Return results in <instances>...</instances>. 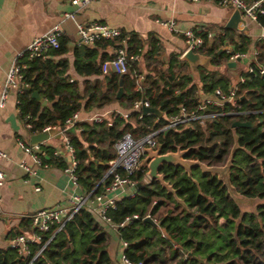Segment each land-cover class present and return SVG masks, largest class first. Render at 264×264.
I'll list each match as a JSON object with an SVG mask.
<instances>
[{"label": "trees", "instance_id": "1", "mask_svg": "<svg viewBox=\"0 0 264 264\" xmlns=\"http://www.w3.org/2000/svg\"><path fill=\"white\" fill-rule=\"evenodd\" d=\"M256 21L264 28V14L257 15ZM207 30L199 32L205 42L196 51L211 57L212 68L199 67L195 77L177 54L170 55L166 69L161 68L159 46L153 36L143 39L136 32L121 31L114 40L99 39L74 48L73 66L83 80L70 81L68 60L53 59L68 50L67 38L61 36L59 47L49 50L47 58L20 59L26 66L22 69L24 88L17 93L19 117L30 125V133H40L46 126L63 128L76 111L120 103L122 110L129 112L127 117L113 110L109 120H82L65 130L79 162V187L83 192L95 188L99 193L112 179L105 174L116 156L115 142L126 132L141 138L161 130L169 116L180 113L183 107L201 117L159 131L155 138L161 151L188 149L187 158L222 165L235 150L230 183L238 194L258 202L243 210L216 175L196 167L189 176L181 167L164 165L159 171L175 190L172 194L158 181L146 180L147 170L142 167L130 176L138 183L136 195L120 198L115 209L107 211L111 225L82 208L61 230L38 232L40 240L27 242L26 254H20L16 247L0 248V264H115L108 251V228L116 229L121 243H126L124 255L132 264H264V39L256 45L252 71L244 72L237 85L236 104L206 105L202 96L209 98L215 89L226 91L232 86L230 78L220 73L224 58H230L229 50L243 53L251 44L247 35L232 29L221 27L211 39L206 37ZM225 44L230 49L216 55ZM121 46L128 56L138 54L140 61H129V73L124 76L102 74V61L114 56L106 49L115 51ZM79 47L84 48L83 54ZM139 73L144 75L143 87L136 92ZM26 86L38 91L47 104L32 98ZM120 87L123 93L118 97ZM135 97L147 99L162 115H140L132 110L130 101ZM201 105L206 110L199 109ZM237 120L252 125L234 127ZM41 147L42 163L59 159L52 147ZM135 214L138 218L121 225ZM146 215L152 221L145 220ZM21 226L25 228L11 231L7 237L29 230L30 218Z\"/></svg>", "mask_w": 264, "mask_h": 264}, {"label": "crops", "instance_id": "2", "mask_svg": "<svg viewBox=\"0 0 264 264\" xmlns=\"http://www.w3.org/2000/svg\"><path fill=\"white\" fill-rule=\"evenodd\" d=\"M219 1L95 0L84 9H76L69 0H0V91L6 72L15 60L16 54L25 49L36 36L45 33L58 23L67 38L68 50L63 55L53 56V59L68 60L67 74L70 79L83 80V77L77 75L73 66V51L78 46L77 21L106 23L120 31L136 32L143 39L153 36L159 46L158 59L160 63L163 62L160 67L166 69L170 55L177 54L182 60L181 56L186 46L184 36L169 29L163 22L171 19L180 30L208 28L207 31L215 35L213 27L218 29L219 26L226 24L234 11V8L225 7ZM68 12L76 13L75 21L64 18V14ZM239 26L238 30H232L237 34L247 35L251 44L246 51V59L235 61L236 64L232 67L227 65L230 61L226 60L220 69V73L230 78L232 86H236L233 79L238 78L235 67L240 65L248 71L252 61L255 60L256 45L264 39V28L257 21L246 19L245 26L243 24ZM69 42H73L74 47H68ZM83 49L79 47L80 54H83ZM106 51L111 54L114 52L112 48H107ZM211 66L210 64L208 68L211 69ZM196 75L197 73L194 77ZM92 78L94 77L89 79ZM9 92L4 106L0 108V149L6 154L0 159V169L4 174L3 184L0 186V248H7L13 238V236L7 237L8 233L24 229L25 226H21V222L28 220L35 211L63 205L69 194L82 192L79 186H73L69 176L64 172L68 157L61 133L56 132L48 139L36 143L39 147L36 153L41 157L44 154L42 145H48L53 151L61 152L60 156L54 155L59 158L54 162L37 165L32 161V155L25 153L18 145L17 140L34 145L31 137L37 133H30L25 122L19 117L17 91L11 88ZM203 98L207 99L205 96H202ZM113 110L123 111L120 103H111L102 109L81 110L79 118L80 121H89L91 117L102 116L105 120H109ZM61 157L65 158L64 162ZM21 161H25L30 166L32 173L20 167ZM36 186L40 189L35 190ZM108 231L110 232L109 254L115 264H123L124 247L121 240L117 236L116 229L108 228Z\"/></svg>", "mask_w": 264, "mask_h": 264}, {"label": "built area", "instance_id": "3", "mask_svg": "<svg viewBox=\"0 0 264 264\" xmlns=\"http://www.w3.org/2000/svg\"><path fill=\"white\" fill-rule=\"evenodd\" d=\"M95 0H69V2L76 7V9H84L90 3ZM191 2H198L200 0H188ZM219 3L225 7H232L238 9L242 17L247 20L256 21L257 15L264 14V0H220ZM76 13L68 12L64 14V18H71L75 21ZM169 29L181 33L185 39V46L187 49H193L196 51L205 42L204 36H201L199 32L203 29L188 28L180 30L175 26L173 20H166L163 22ZM78 45H92L96 40L99 39H110L114 40L119 37L121 31L116 28L107 25L106 23L88 22V21H77L76 23ZM64 36V31L61 25L58 23L52 26L45 33L36 36L25 49L16 54L15 60L11 67L8 69L5 75V81L0 91V108L5 104V101L9 95L11 88L18 92L24 88L22 81V69L25 68L26 64L20 63V59L27 56L28 59L34 58H47L48 51L51 49H57L59 47V38ZM206 37L212 38V33L207 31ZM229 46V45H228ZM185 50V51H186ZM230 58L229 61H237L247 58V53H238L233 50H229ZM129 61H140L138 54L127 55L126 50L123 46L117 48L114 51V56L104 59L101 63V73L108 74L114 73L119 76L126 75L129 73L128 62ZM248 71H252L249 67ZM264 72V70H261ZM137 83L135 91L138 92L142 89V80L144 78L143 73H139L136 76ZM72 81L73 79H69ZM243 78H240L242 81ZM237 85L231 86L228 90L224 91L221 88H217L214 91L213 98H207L205 103L208 105H220L223 103L235 102L237 100ZM131 109L140 112L144 107H151L149 101L144 98L135 97L130 101ZM206 107L200 106L199 109ZM238 113V112H237ZM129 112L123 113L124 117H127ZM201 116L195 112H188L183 107L180 109V113L171 115L168 118L167 124L162 127L161 130L173 127L181 123H188ZM79 118V111L72 114L71 117L65 120V126L59 128L58 126H46L42 131H50L55 129L57 132L63 135V143L65 147V153L68 157L67 165L64 167V172L69 176L73 186H79L78 176L76 173L78 167V159L75 155L73 145L70 143L68 135L65 133L66 129L71 128L75 125ZM91 122H102L103 117L94 116L89 119ZM29 127V124H26ZM159 130V131H161ZM159 131H154L141 138H134L129 132L124 133L114 144L116 156L110 161L108 170L105 176L112 175L111 181L102 187L99 193L95 192V188L88 192H72L68 195V198L63 205H57L51 208H41L35 211L29 216L31 220L30 229L23 231V233L15 236L7 247H16L20 254L28 253L27 242H37L40 240L39 233L44 232H57L61 230L65 224L70 221L82 208L88 209L93 215L99 217V219L108 225H111L110 217L107 211L115 209L116 201L119 198H132L136 195L137 181L130 178V176L142 167V161L145 157V149L156 150L159 145L156 141L155 135ZM18 145L25 151V153L32 155V161L41 165V157L36 153L39 148L38 144L30 145L26 144L21 140H17ZM53 155L60 156L61 152L58 150L53 151ZM6 154L0 149V159L5 157ZM20 167L28 173H32L30 166L21 161ZM119 170L123 171V174ZM4 174L0 169V186L3 184ZM39 186L35 187V190H39ZM146 217H150L146 215ZM138 216L135 214L132 217H127L121 225L125 224L130 219H136ZM48 240L39 249L38 253L42 251ZM123 247H126V243L123 242ZM123 264H132L127 257L122 255Z\"/></svg>", "mask_w": 264, "mask_h": 264}, {"label": "water", "instance_id": "4", "mask_svg": "<svg viewBox=\"0 0 264 264\" xmlns=\"http://www.w3.org/2000/svg\"><path fill=\"white\" fill-rule=\"evenodd\" d=\"M243 24L245 26L246 19L242 17L241 13L238 9H235L229 19L225 24V28L228 29H239V25ZM68 47H74L73 42L68 43ZM230 49L228 44H225L223 47L219 48L216 52V55H220L225 50ZM182 59L185 60L189 66L191 67L192 71L198 72L199 67H206L208 68L211 63V57L198 53L193 49H187L182 54ZM235 61H230L227 63L228 66H235ZM25 89L31 92V97L36 99L37 101L41 102L45 105L47 102L43 97L38 93L36 90H31L30 86H26ZM123 93L122 87L118 89L117 96H121ZM244 97V94L242 95ZM143 114L153 113L157 116H161L162 113L159 109L154 107H144L142 109ZM252 124L248 121H235L233 123L234 127H248ZM57 131L55 129L50 131H42L37 133L31 137V142L36 144L38 142L44 141L48 139L51 135H54ZM234 151L232 150L230 153L229 158L227 159L226 163L223 166L218 165H207L204 162H201L196 159L187 158L186 155L188 153V149H180L177 148L175 151H168L162 152L160 146L156 149H145V157L142 161V166L146 168V178L149 180H156L158 181L163 188H165L169 193L175 194V190L173 187L168 184L165 180V175L160 173V168L164 165L167 166H174V167H181L188 175H191V170L193 168L198 167L203 173H211L217 176V178L223 182V184L227 187L229 193L233 197L236 195V191L234 187L230 183L229 177V168L232 164V159L234 155ZM145 220L152 221L150 217H146Z\"/></svg>", "mask_w": 264, "mask_h": 264}, {"label": "rangeland", "instance_id": "5", "mask_svg": "<svg viewBox=\"0 0 264 264\" xmlns=\"http://www.w3.org/2000/svg\"><path fill=\"white\" fill-rule=\"evenodd\" d=\"M221 27H225V24L224 25H222V26H219L218 27V29L216 28V27H213V30L215 29V33H219L218 31H219V28H221ZM225 60H224V63L226 62V60H228V59H226V58H224ZM224 66V65H223ZM191 68V67H190ZM192 70V69H191ZM235 70H237V73H238V78L236 79H233V83H235V85H238V83H239V81H240V79H239V77H242V74L244 73V72H246V70H245V68H243V67H241L240 65H238V66H236L235 67ZM238 70H242V71H239L238 72ZM194 74H196L194 71H193V73H192V75L194 76ZM241 75V76H240ZM124 76V75H123ZM236 81V82H235ZM239 90V89H238ZM237 98H238V96H237ZM240 99H242L243 98V96H240L239 97ZM236 102H237V100L235 101V102H229V103H232V104H236ZM206 104V103H205ZM206 105H208V104H206ZM220 105H222V104H220ZM202 106H204V105H202ZM203 109V108H202ZM204 109L206 110V107H204ZM125 112H127V111H121L120 113H125ZM237 113V112H236ZM100 117H102V116H100ZM105 120V119H104ZM91 122V121H90ZM202 124H204V122H202ZM226 163V162H225ZM224 163V164H225ZM224 164H222V165H218V166H223ZM146 180H147V178H146ZM233 198L239 203V206L241 207V209H243V210H248V209H251L257 202H258V200L257 199H248V198H246L245 196H243V195H240V194H238L237 192H236V195H234L233 196Z\"/></svg>", "mask_w": 264, "mask_h": 264}]
</instances>
